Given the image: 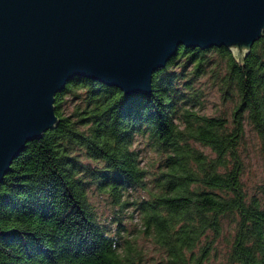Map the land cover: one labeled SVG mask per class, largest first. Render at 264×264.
I'll use <instances>...</instances> for the list:
<instances>
[{"label":"trees","instance_id":"trees-1","mask_svg":"<svg viewBox=\"0 0 264 264\" xmlns=\"http://www.w3.org/2000/svg\"><path fill=\"white\" fill-rule=\"evenodd\" d=\"M212 90L230 117L205 113ZM55 112L57 127L0 185V264H146L141 238L158 264H210L221 242L223 264H264V174L253 193L244 181L248 128L264 160V35L242 62L225 47H180L150 96L77 77ZM137 138L156 156L151 169ZM125 210L137 213L134 233Z\"/></svg>","mask_w":264,"mask_h":264},{"label":"water","instance_id":"water-1","mask_svg":"<svg viewBox=\"0 0 264 264\" xmlns=\"http://www.w3.org/2000/svg\"><path fill=\"white\" fill-rule=\"evenodd\" d=\"M263 35L264 0H0V185L73 79L150 96L180 47L242 62Z\"/></svg>","mask_w":264,"mask_h":264},{"label":"rangeland","instance_id":"rangeland-1","mask_svg":"<svg viewBox=\"0 0 264 264\" xmlns=\"http://www.w3.org/2000/svg\"><path fill=\"white\" fill-rule=\"evenodd\" d=\"M233 108L232 103H224L220 99L219 93L215 90L209 92L208 101H207V109L205 113L208 115H225L230 117L231 110ZM246 173L244 176V181L247 185V188L250 193L255 191L256 185L259 183L260 179L264 174V160L260 151V141L257 135L250 130L247 129L246 136ZM135 148L140 150V155L142 158V163L144 167L151 169L152 165L155 162L156 156L153 152L150 151L149 147L145 146L144 140L137 138L135 143ZM153 170V169H152ZM142 196H146L145 192H139ZM92 204L95 206L98 211L101 219L103 221H107L113 219V215L115 214V210H112L111 204L103 197L98 195H92L91 197ZM117 211V210H116ZM123 216L121 221L128 228L130 233H134V230L140 228V222L137 220V213H133L132 210L123 211ZM133 213L134 218L131 219L130 215ZM141 246L147 252V261L146 264H158L157 253L154 251L152 244L149 241L143 240L142 238L139 240ZM226 252V243L221 242L218 245V255L215 256L210 264H223L224 262V254Z\"/></svg>","mask_w":264,"mask_h":264}]
</instances>
